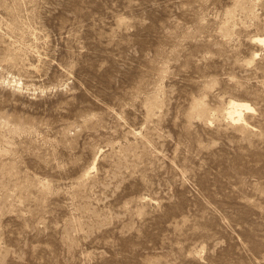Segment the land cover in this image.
Here are the masks:
<instances>
[{
	"label": "rangeland",
	"instance_id": "374dc122",
	"mask_svg": "<svg viewBox=\"0 0 264 264\" xmlns=\"http://www.w3.org/2000/svg\"><path fill=\"white\" fill-rule=\"evenodd\" d=\"M260 36L264 0H0V264H264Z\"/></svg>",
	"mask_w": 264,
	"mask_h": 264
},
{
	"label": "bare ground",
	"instance_id": "6f19581e",
	"mask_svg": "<svg viewBox=\"0 0 264 264\" xmlns=\"http://www.w3.org/2000/svg\"><path fill=\"white\" fill-rule=\"evenodd\" d=\"M257 42L264 46V36H260L256 38ZM20 84V83H19ZM254 111V108L248 103L242 102H229V107L227 109V118H229L232 122L246 123L245 114L248 112Z\"/></svg>",
	"mask_w": 264,
	"mask_h": 264
}]
</instances>
